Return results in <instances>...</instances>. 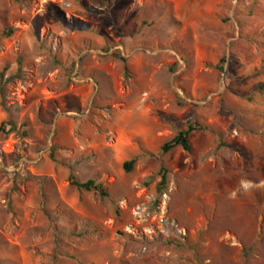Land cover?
I'll return each mask as SVG.
<instances>
[{
	"label": "rangeland",
	"instance_id": "obj_1",
	"mask_svg": "<svg viewBox=\"0 0 264 264\" xmlns=\"http://www.w3.org/2000/svg\"><path fill=\"white\" fill-rule=\"evenodd\" d=\"M0 75V264H264V0H0Z\"/></svg>",
	"mask_w": 264,
	"mask_h": 264
},
{
	"label": "trees",
	"instance_id": "obj_2",
	"mask_svg": "<svg viewBox=\"0 0 264 264\" xmlns=\"http://www.w3.org/2000/svg\"><path fill=\"white\" fill-rule=\"evenodd\" d=\"M113 57L116 60L121 61L123 63L126 62L125 58H123L119 53L113 54ZM219 68L221 70V67H219ZM2 78H3V76L0 75V96L3 93V86H4V83H2ZM0 129L3 130V128H0ZM11 129H13V126H11ZM195 130L196 129L193 126H188L187 130L179 131L168 143H166L162 147V149H161L162 154H167V153H169V152H171L177 148H180L181 150H183L186 153H190L192 150V146H191L189 137H190V134L192 132H194ZM135 162H136V160L133 159L130 162L125 163L124 164V171L131 172ZM162 172L163 173L161 175V181L157 187L158 192H161L166 186V173L164 170ZM70 184H71V186L75 187L79 191H84L87 193H93L94 195L98 196L101 199L108 197L107 192L102 188V186L97 185L93 181H87L85 183H79V182L72 180Z\"/></svg>",
	"mask_w": 264,
	"mask_h": 264
}]
</instances>
